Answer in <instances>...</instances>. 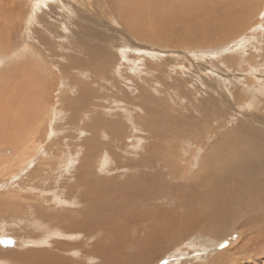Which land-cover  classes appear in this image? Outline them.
<instances>
[{"label":"rangeland","instance_id":"obj_1","mask_svg":"<svg viewBox=\"0 0 264 264\" xmlns=\"http://www.w3.org/2000/svg\"><path fill=\"white\" fill-rule=\"evenodd\" d=\"M41 2L0 0L1 255L43 239L67 264H212L226 243L205 231L169 237L161 247L182 253L166 261L145 246L166 211L212 190L214 146L243 126L264 136V95L248 104L264 83V0H207L208 13L207 3L189 13L167 4L174 17L155 34L116 0ZM182 17L200 35H161ZM226 237L231 251L253 240ZM251 240L264 264V243ZM232 256L221 264L258 262Z\"/></svg>","mask_w":264,"mask_h":264},{"label":"bare ground","instance_id":"obj_2","mask_svg":"<svg viewBox=\"0 0 264 264\" xmlns=\"http://www.w3.org/2000/svg\"><path fill=\"white\" fill-rule=\"evenodd\" d=\"M116 1H119L118 4L119 5L122 4L121 6L124 9L127 6H130L131 8L130 7L129 8L132 9V6H134L133 10L135 12H132L130 10L129 11L127 10L128 12L126 11V14L128 13L127 17H129V18H127L128 21L130 23H132V24H133V21H135L136 25L143 26L144 29H146V27H149V31L152 29L151 31H153L154 34L156 33V31L159 28V26L161 27V25L170 22L172 20V18L174 17L173 13L165 11V9H164L165 5H167V4H171L173 6L176 5L175 7H180L182 9V10H178V11L183 13V12H187L189 10H192L193 8H200V7L203 6L204 3H207V6H205L204 9H201V10L207 11V13H208V12H210V9L208 8V5L212 6V4H213V3H210V2H209L210 3L209 4L207 2V0H194V1H192V0H116ZM42 2L44 3V0H42ZM215 5L213 4V6H215ZM102 6H104V4ZM111 6H112V4H111ZM136 7H137L138 10L135 9ZM112 10L114 11L115 9L113 8ZM121 11H123V10H121ZM174 12L176 13L177 11H174ZM187 13H189V12H187ZM124 15L125 14L122 12V15H120V16H124ZM216 15L221 16L220 13H217ZM227 15H230V14H227ZM124 17L122 19L123 21H125ZM125 19H126V17H125ZM183 19H184V17H182L180 20L175 22L174 28H175L176 31H173V30L170 31L169 30L170 32H166V31H168V30H166L161 35H163V37H166L169 41L174 40L175 37L180 36L182 32H186V31H189V33H194V35H196V36L200 35L199 33H196V31H195V29H197V28H193L191 25L190 26L189 25L185 26V21H183ZM132 24L130 26H132ZM171 25H172V23H171ZM178 26H180V29H179ZM134 27L132 26V29ZM168 27H170V26L168 24H166L164 28H168ZM221 27L224 30L228 29L227 32L230 31V27H224L223 25ZM120 28H121V25H120ZM137 28H138V26H137ZM140 29H141V32H142V28L141 27H140ZM177 43H175V44H177ZM147 53L148 52H146V54ZM236 56H237V54H236ZM257 61H259V60H257ZM257 82L258 81H256V83ZM257 84L261 85V86H259L258 88L253 89L252 93L254 95H253L252 98L249 99L251 101L248 103V104L251 103L250 104L251 106H252V104L256 103L255 102L256 101L255 98L262 97V95H264V83L258 82ZM245 88H247V87H245ZM256 106H259V105L257 104ZM240 107H241V105H240ZM247 107H248V105H247ZM242 108H244V107L242 106ZM237 129H238V127H237ZM239 130H240L241 133H245V134L243 136H237V137L235 136L234 139L224 138L220 144L214 146L213 152L221 150V152H223V153H221V152H220L221 154L219 153V155H220L219 156L220 157L219 161L217 160L216 161L217 164L216 163L213 164L214 165L213 174L210 171H206V175L208 174V177L212 178V179H208V181H209L208 184L210 185V187L209 186L208 187L212 188V190L210 189V191L207 190V191L202 192V193H195L193 195V197H191L188 200L187 204H185L186 206L184 204L182 205V208H183L182 210L183 211L180 212V211L168 210V212L166 211V213H165V215L163 217L159 216L161 218H159V219L157 218L158 219L157 224L160 227V228H158V233H157L158 235L154 234L155 236L153 235L154 237L152 239V243L151 242H149V243L147 242L148 244H147V246H145L146 249L148 248L147 252H148V254L150 253L149 254L150 256L158 254L159 257L161 256V258L166 261V259L169 258L170 256H172L174 254L177 255V254H181L182 253V251H179L177 248H174V247H176L175 245H169V247H172L170 249H166L165 247H161L162 245H164L168 241L167 239L169 237L172 236V239H173L174 236L182 237V236L188 235V234L190 236V234L193 233V232L205 231V232H207V233H209L211 235H214V237L217 238L216 239L217 241L226 243V247H224L225 249H223V251L215 257V261L212 264H221L222 260H226V261H228L230 263H233L234 260L228 259L227 256L230 255V257H231L233 255V253H235V252L237 253L238 256L239 255L240 256L247 255V258H243V259H252L254 261H258L257 264L260 262L258 260V257H259L260 253H258V251L255 248H252L251 245L253 243L251 244V242H250L251 239L249 240V239L245 238L246 242H247V240H249L247 242V244H245V243L242 244L241 243L240 247L237 250L231 251L230 250L231 249L230 248V243H231L230 238H227V237L223 238L224 233L233 232L234 230H239V231L243 232V235L245 237L248 236V235L253 236V240H251L252 242H256V241L260 242L258 244L264 243V136H261L259 133H258V135L254 134L253 130L250 129L249 127H246V126L241 127ZM235 131H236V129L233 130V133H235ZM238 132L239 131H237V133ZM20 141L19 142L21 144H19L18 142L17 143L19 145H23L24 144L23 141L22 140H20ZM34 141L35 140H30V142H32V143ZM24 142H25V140H24ZM26 144H28V143H26ZM26 144H24V145L28 146L27 148H29V145H26ZM33 144L35 145L36 143H33ZM27 148H26L27 151L26 150H22V151H25L26 153H29L30 151L28 152ZM113 159H114V157H113ZM20 161H21V159H20ZM205 163H206V160H205ZM208 164H210V163L208 162ZM105 165H106V163H105ZM213 165H211V167ZM87 178H89V177H87ZM199 180H200V178H199ZM247 181H249V182L247 183ZM73 185H74V183H73ZM198 186L199 185H196L195 188L198 189ZM69 190H70V188H69ZM196 195H201V196L200 197H194ZM20 196H18V197H20ZM73 196H75V198L78 197L76 195H73ZM98 199H99V197H98ZM22 200H24V199H21V201ZM30 201H32V199H30ZM258 208H260L262 210H260ZM31 211H33V210H31ZM30 215H31V213H30ZM32 215H33V212H32ZM53 216H50V218L51 217L53 218ZM38 218H39V216H38ZM46 220H48V218H46ZM100 222H102V221H100ZM113 223L115 224V222H113ZM54 231H55V229H54ZM119 233H121V232L119 231ZM122 234L124 235V232ZM146 236H148V235L146 234ZM151 238H152V236H151ZM119 239L121 241L123 239L121 234H117L115 239L113 238V242H116V241L120 242ZM126 241L129 242V240H126ZM145 241H146V239H145ZM55 242L57 243V241H55ZM30 243L32 244V246L36 247L38 245L39 247L37 246L36 248H33V249L30 248L29 250H27V252L22 253L23 249L20 248L21 246H19V244H18L16 246H14V248H12V250H13L12 253L8 252L9 255H7L5 253H2V255H1V251H0V261H1V263L2 262L6 263L5 261H6L7 257H8V258L14 259L15 261H19L20 263H23V264H67L65 260L61 259L62 257L60 258L57 255V253L54 252V250L51 251V249L43 247V245L45 244L43 242V239H41V241L39 240V241H36V242L35 241H31ZM142 243H144V241H142ZM114 245L116 246V243H114ZM102 247H103V245H102ZM263 247H264V245H263ZM142 248H140V249L138 248V252L139 253L142 252V255H143V252L146 253V251H145L146 249L143 251ZM250 248H252V249H254L256 251L255 252L251 251ZM121 249H122V247H121ZM121 249H120V252H121ZM207 250H208V248L203 246V247H200L198 249H190V252L191 253L195 252L198 256H200ZM115 251H117V250L114 249V252ZM71 253H72V251H71ZM108 253L110 254L111 252H108ZM145 253H144V255H145ZM262 254H264V251H263ZM113 255L115 256V254H113ZM130 257H131V254H130V256L126 255V258H127L126 260L129 261ZM204 257H207V256H204ZM109 258H110V256H109ZM116 258H118V257H116ZM145 258H143V259L145 260ZM200 259H202V258H200ZM134 260H136V263H137V261H139V259L137 260L136 257H135ZM235 263H236V261H235ZM73 264H75V263L73 262Z\"/></svg>","mask_w":264,"mask_h":264}]
</instances>
